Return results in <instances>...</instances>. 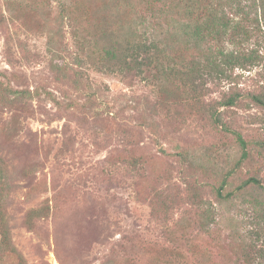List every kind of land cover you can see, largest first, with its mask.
Masks as SVG:
<instances>
[{
  "label": "rangeland",
  "instance_id": "374dc122",
  "mask_svg": "<svg viewBox=\"0 0 264 264\" xmlns=\"http://www.w3.org/2000/svg\"><path fill=\"white\" fill-rule=\"evenodd\" d=\"M78 1L76 31L88 45L65 28L63 51L52 55L48 37L70 0H0V81L14 104L0 102L4 214L23 264L264 263L254 252L264 249V106L251 100L264 96L260 8L242 1L250 38L229 42L194 33L213 13L205 5L188 17L181 0ZM140 20L177 68L203 65L219 49L256 56L226 78L202 80L200 103L237 98L219 107L221 123L186 104L175 74L94 67L99 30ZM12 117L19 129L7 134ZM232 131L246 140V158ZM42 205L46 216L29 229L26 213ZM0 264L17 263L0 251Z\"/></svg>",
  "mask_w": 264,
  "mask_h": 264
},
{
  "label": "trees",
  "instance_id": "16d2710c",
  "mask_svg": "<svg viewBox=\"0 0 264 264\" xmlns=\"http://www.w3.org/2000/svg\"><path fill=\"white\" fill-rule=\"evenodd\" d=\"M185 3L184 13L188 17L197 14V12L204 7L213 11L210 14V18L206 20L205 26L197 25L195 32H205V36H209L214 39L226 38L227 41L233 42L234 37L236 39L239 36H244L245 40L250 38V31L246 27L244 20L248 18V11L242 5L243 0H181ZM205 2V3H204ZM251 4L247 7L254 8L259 7L262 17L264 19V0H250ZM81 5L80 1L70 0L69 5H63L59 15V22L51 30V34L48 37L47 49L52 55L59 54L63 51V45L65 40V28L71 34V37L75 39L79 47L82 44H87V37H79L76 31V10ZM10 6V5H8ZM251 10V9H250ZM261 17V18H262ZM122 27V25H121ZM142 27V29H140ZM71 29V30H70ZM204 29V30H202ZM198 30V31H197ZM98 31V30H97ZM99 35L94 40H91L93 45L101 44L97 58L92 61L94 67L103 72V68L106 66L110 73H118L123 76H137L143 79L150 77L156 79L159 76H164L165 80L169 81L171 74L178 76L180 83L178 86H182V89L187 92L188 98L185 99L186 104L189 107H194L196 111H200L208 119L212 120L214 124L221 123L222 111L219 110L220 106H231L236 103V97H228L225 100L219 101L217 105L210 103H200L201 97L205 95L199 91V86L202 84L204 77L209 76L210 79L214 78H226L229 76V68L235 66L247 67L249 63L255 59V55L251 51L246 50H222L210 55L205 64H187L188 67L177 68L176 63L173 62V55L169 50L168 44L161 47L160 43L153 39L152 31H150V25L146 24L143 20H140L139 25H136L129 30H105L102 33L99 30ZM235 39V40H236ZM88 45V44H87ZM176 57V56H175ZM179 62V61H178ZM172 63V64H171ZM180 63V62H179ZM182 64V62L180 63ZM202 65V66H201ZM80 80V76H77ZM199 82V83H197ZM198 89V90H197ZM12 91L11 88L4 85L0 81V102L5 103L8 106L14 105L13 100L7 98V93ZM175 91H177L175 89ZM23 94L24 91H19ZM28 92V91H27ZM24 98L26 95H20ZM179 102L183 99L181 95H178ZM251 100L257 104L264 106V96L262 94H252ZM175 101V99H174ZM176 102V101H175ZM164 107L165 105H158ZM16 116V115H15ZM12 117L6 121L8 123L6 130L7 134L14 133L18 130V121ZM223 124V123H222ZM225 130L231 131L229 126L225 127ZM235 135L237 142L239 143L242 153L241 159L248 156L247 142L241 136L239 132L232 131ZM0 161V251L8 253L16 259L17 264L24 263V257L15 246L12 244L10 231L5 219L4 210V187L2 181V171ZM135 165V162H134ZM2 182V183H1ZM258 183L256 179L249 178L244 182ZM225 180L223 179L221 184L216 189V193L219 197H222L221 190ZM189 194L193 201L194 193L189 190ZM46 207L40 206L30 209L25 215V223L29 229H32L34 221L46 216ZM208 210L206 215H208ZM254 252L261 259H264V249L255 247ZM260 264H264L259 261Z\"/></svg>",
  "mask_w": 264,
  "mask_h": 264
}]
</instances>
